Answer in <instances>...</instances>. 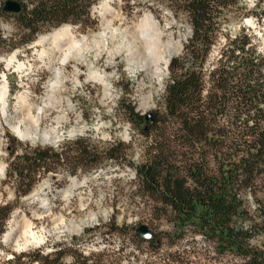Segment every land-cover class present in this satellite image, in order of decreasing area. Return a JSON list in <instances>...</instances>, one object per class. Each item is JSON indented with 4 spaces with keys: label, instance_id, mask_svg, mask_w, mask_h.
<instances>
[{
    "label": "rangeland",
    "instance_id": "obj_1",
    "mask_svg": "<svg viewBox=\"0 0 264 264\" xmlns=\"http://www.w3.org/2000/svg\"><path fill=\"white\" fill-rule=\"evenodd\" d=\"M6 1L0 0V87L5 89L7 84L9 92L5 113H12L17 96L28 98L33 115L47 105L38 122L39 132L56 127L57 140L51 145L39 140L34 144L19 142L0 122V210H9L3 233L9 223H16L30 226L42 238L40 245L20 250L14 243H3L0 237V264L36 252L49 255L56 249L69 251L62 264H73L72 252L95 264H242L231 256L216 255L212 245L199 236L187 234L177 239L159 208L137 188L134 167L142 163L149 141L141 135L144 125H131L119 103L132 104L141 117L151 113L161 118L168 66L160 64L165 70L158 78L140 69L143 59L129 53L132 46L126 34L138 21L150 19L158 34L157 55L169 62L181 56L190 37L186 16L176 14L169 0H137L128 6L122 0H110V13L103 15L99 0L89 12L91 26H62L84 44L78 58L62 68V85L50 93L49 100L47 87L54 82L53 73L45 69L48 57L42 63L37 60L48 46L36 43L62 27L48 32L45 29L24 46L21 42L26 33L14 18L2 12ZM239 1L241 5L231 7L220 20L223 36L212 48L206 69L224 45V36H248L252 47L264 54V0ZM11 57L14 65L5 68ZM61 58H55L52 70L59 68ZM17 65L22 67L20 71ZM89 66L103 75L105 89L86 81ZM75 73L77 85L72 82ZM3 113L0 108V115ZM117 144L125 149L124 157L117 162L106 161L103 151ZM84 148L95 150L100 164L91 170L87 162L72 174V160ZM46 150L66 159L68 165L61 162L54 166L53 173L33 175V186L21 197L8 172L17 168L22 156ZM246 200L252 212L255 206ZM141 227L147 230L149 239L139 235Z\"/></svg>",
    "mask_w": 264,
    "mask_h": 264
},
{
    "label": "trees",
    "instance_id": "obj_2",
    "mask_svg": "<svg viewBox=\"0 0 264 264\" xmlns=\"http://www.w3.org/2000/svg\"><path fill=\"white\" fill-rule=\"evenodd\" d=\"M12 1L19 4L20 12L8 16L26 33L24 46L45 29L91 26L89 12L99 2ZM134 1L122 0L125 6ZM169 2L176 14L186 16L191 34L181 56L168 64L164 114L161 118L152 114V124L147 125L132 104L119 103L131 125H144L141 135L149 141L142 163L134 167L138 191L159 208L177 239L199 236L218 256L228 255L242 264H264V54L252 47L248 36H224V45L206 69L212 48L223 36L222 16L241 2ZM124 150L122 145H112L102 155L106 161L117 162ZM18 161L8 177L13 176L21 197L33 186V175L53 173L61 162L68 165L49 150ZM87 162L91 170L98 167V154L80 149L71 163L72 174ZM246 199L255 206L252 212ZM8 214V209L0 210L1 238ZM66 251L20 255L3 264H62ZM70 256L73 264H95L74 252Z\"/></svg>",
    "mask_w": 264,
    "mask_h": 264
},
{
    "label": "bare ground",
    "instance_id": "obj_3",
    "mask_svg": "<svg viewBox=\"0 0 264 264\" xmlns=\"http://www.w3.org/2000/svg\"><path fill=\"white\" fill-rule=\"evenodd\" d=\"M109 3L110 0H102V3L98 7L101 13L109 14ZM99 38H103L101 35ZM126 39H128L130 46H132V51L129 52L133 57H142L141 68L144 71L150 73V76L153 78H158L162 73L160 64L162 63L164 68L168 65L167 61H164L162 57L157 55V39L158 34L154 24L148 18H143L138 21V23L129 30L126 34ZM135 43L139 44V48L135 47ZM37 46L41 47L47 45L48 48L44 51H41L38 55L37 60L39 63H42L44 57H48L46 70L52 71L54 82L49 84L47 87L48 96L50 98V93L57 90V88L62 85V68L74 59H77L80 53V48L84 44V40L81 39L76 41L74 37L70 34L67 27H62L49 36L42 38L39 42L36 43ZM138 46V45H137ZM128 51V50H127ZM61 55V61L59 63V68L52 70L51 65L55 58ZM168 55V51L165 53ZM95 61V60H94ZM14 65L13 58L11 57L8 61L6 60L5 68H10ZM16 66V65H15ZM22 67L17 65V70L20 71ZM143 71V72H144ZM86 81L93 83L102 89H105L104 77L103 75L98 74L93 71L91 66L86 69ZM61 78V79H60ZM78 75L75 73L73 75V84H78ZM7 84L5 89L0 87V108L1 111H4L7 108ZM25 96H17L14 98V110L11 114L5 113L0 115L1 124L7 127V130L13 135V137L19 142H29L34 144L39 140L42 144H54L57 140L56 136V127L48 126L39 132V120L40 116L43 113V110L47 109V105L43 106L36 115H33L31 104ZM50 100V99H49ZM46 107V108H45ZM142 107H145V103L142 104ZM12 122V123H10ZM2 174V169H0ZM92 220V219H91ZM2 242L14 243L20 250H24L31 246L40 245L42 238L36 236L31 227L28 225L19 226L16 223H9L8 230L2 235ZM17 243L19 245H17Z\"/></svg>",
    "mask_w": 264,
    "mask_h": 264
},
{
    "label": "water",
    "instance_id": "obj_4",
    "mask_svg": "<svg viewBox=\"0 0 264 264\" xmlns=\"http://www.w3.org/2000/svg\"><path fill=\"white\" fill-rule=\"evenodd\" d=\"M2 12L7 15H17L20 12V6L17 2L9 0L4 3ZM144 121L147 125H151L153 121V115L151 113H148L147 115L144 116ZM138 233L140 236H142L145 239L150 238V235L148 234L147 230L144 227H141L138 230Z\"/></svg>",
    "mask_w": 264,
    "mask_h": 264
}]
</instances>
